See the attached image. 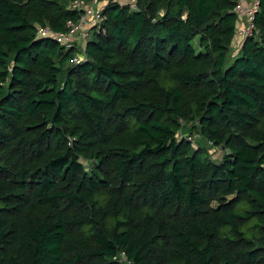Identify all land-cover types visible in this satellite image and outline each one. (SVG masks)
I'll list each match as a JSON object with an SVG mask.
<instances>
[{
    "label": "trees",
    "instance_id": "1",
    "mask_svg": "<svg viewBox=\"0 0 264 264\" xmlns=\"http://www.w3.org/2000/svg\"><path fill=\"white\" fill-rule=\"evenodd\" d=\"M78 1L102 20L73 61L40 29ZM239 1L0 0V264H264V0L233 43Z\"/></svg>",
    "mask_w": 264,
    "mask_h": 264
},
{
    "label": "built area",
    "instance_id": "2",
    "mask_svg": "<svg viewBox=\"0 0 264 264\" xmlns=\"http://www.w3.org/2000/svg\"><path fill=\"white\" fill-rule=\"evenodd\" d=\"M89 3V2H88ZM134 4V0L131 2ZM72 7L81 11L80 17L76 23H73L71 20L67 21V26H69V30L67 33L56 34L52 33L48 28L40 29V33L46 36L55 37L57 41L65 44L66 46H73L74 37H83L87 33V30L93 24L99 23L102 20L100 9H93V3L90 2L87 5H84L80 1L72 4ZM255 8V3L251 6L247 3V0H240L235 8L236 12L243 17V23L239 24V27L236 31L237 36H245L251 32L253 28L252 19H253V12ZM83 11V12H82ZM83 29V34L85 35H78L79 28ZM85 30V31H84Z\"/></svg>",
    "mask_w": 264,
    "mask_h": 264
},
{
    "label": "rangeland",
    "instance_id": "3",
    "mask_svg": "<svg viewBox=\"0 0 264 264\" xmlns=\"http://www.w3.org/2000/svg\"><path fill=\"white\" fill-rule=\"evenodd\" d=\"M119 1V3H122V4H124V3H131L133 0H118ZM253 1V0H252ZM95 8H98L99 7V3H96V5L94 6ZM242 23H243V21H242ZM241 24V23H240ZM85 31V30H84ZM88 31H89V29L87 30V34H86V36H83V37H79V38H76V41L78 42V51H79V55L80 56H78L77 54H76V56H75V58L73 59V61L75 60V59H82V58H84L85 57V53L82 51L83 49V43H84V40H85V38L86 37H88ZM84 32H83V29L80 27L79 28V31H78V35H80V36H82V35H85V34H83ZM242 38H243V36H237V37H235L234 38V42L233 43H240V41L242 40ZM238 45L239 44H234L233 45V47L231 48V54H233V53H235L236 51H237V47H238ZM186 125V124H185ZM194 140H193V144L194 145H197L198 143H200V144H202V145H206V143L204 142V140H202L201 139V137L199 136V135H195L194 136V138H193ZM210 152L212 153L213 152V150L211 151L210 150ZM216 156H218L219 154H220V148L219 149H217V151L214 153Z\"/></svg>",
    "mask_w": 264,
    "mask_h": 264
}]
</instances>
